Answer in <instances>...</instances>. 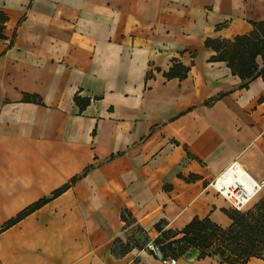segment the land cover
Masks as SVG:
<instances>
[{
    "label": "crops",
    "instance_id": "crops-1",
    "mask_svg": "<svg viewBox=\"0 0 264 264\" xmlns=\"http://www.w3.org/2000/svg\"><path fill=\"white\" fill-rule=\"evenodd\" d=\"M0 10V264H164L146 248L159 223L231 226L212 183L234 163L264 198V82L241 88L205 47L249 34L264 0H0ZM174 63L185 79L165 77ZM75 95L91 100L83 112ZM177 259L222 264L195 249Z\"/></svg>",
    "mask_w": 264,
    "mask_h": 264
},
{
    "label": "trees",
    "instance_id": "trees-1",
    "mask_svg": "<svg viewBox=\"0 0 264 264\" xmlns=\"http://www.w3.org/2000/svg\"><path fill=\"white\" fill-rule=\"evenodd\" d=\"M7 15L0 10V39L4 38ZM227 24L218 26L225 27ZM253 30L242 36H236L232 40L227 39H207L205 47L212 49L216 56L211 62H225L233 75L238 76L243 84L241 88H247L256 78L261 77L264 82V21L254 23ZM261 59L263 66L258 63ZM189 73V68L180 63H174L172 68L165 73L167 79H185ZM25 102L41 104V98L37 95H27ZM75 103L83 112L90 104L91 100L78 95L74 97ZM65 188L56 191L53 198L59 196ZM49 200H41L28 209L20 213L11 220L7 226H12L24 219L26 216L39 209ZM225 213L232 220L228 228H223L213 223L209 218L201 220L194 219L182 231H165L166 223L157 225L160 233L155 243L160 246L165 256L175 258L185 255L189 250L199 251L200 258L217 257L222 264H247L250 259L257 258L264 261V198L255 206L254 210L247 212L228 211ZM128 214L123 213V218ZM175 242L181 244L174 247L171 238H176ZM168 241V242H167ZM167 242V243H166Z\"/></svg>",
    "mask_w": 264,
    "mask_h": 264
},
{
    "label": "built area",
    "instance_id": "built-area-1",
    "mask_svg": "<svg viewBox=\"0 0 264 264\" xmlns=\"http://www.w3.org/2000/svg\"><path fill=\"white\" fill-rule=\"evenodd\" d=\"M235 172L237 176L234 181L224 179L230 173ZM212 187L218 194L223 196L231 206L239 212H243L245 208L260 194L262 186L255 182L238 163H234L231 167L213 183ZM147 249L153 253L164 264H176L178 259L172 256H165L159 245L154 241L150 242Z\"/></svg>",
    "mask_w": 264,
    "mask_h": 264
},
{
    "label": "rangeland",
    "instance_id": "rangeland-1",
    "mask_svg": "<svg viewBox=\"0 0 264 264\" xmlns=\"http://www.w3.org/2000/svg\"><path fill=\"white\" fill-rule=\"evenodd\" d=\"M259 200H260V199H259ZM259 202H260V201L253 200V201H252V202H251V203L245 208V210H244L243 212L245 213V212H247V211L254 210L255 206H256ZM230 205H231V204H230ZM230 211H236V210L231 206ZM180 237H181V236H178V237H176V238H171V239L169 240V242H173L175 248L181 247V246H179V245H181V244H178V243L175 242V240L178 239V238H180ZM167 242H168V241H167ZM167 242H166V243H167Z\"/></svg>",
    "mask_w": 264,
    "mask_h": 264
},
{
    "label": "bare ground",
    "instance_id": "bare-ground-1",
    "mask_svg": "<svg viewBox=\"0 0 264 264\" xmlns=\"http://www.w3.org/2000/svg\"><path fill=\"white\" fill-rule=\"evenodd\" d=\"M236 175H235V172H230V173H228L225 177H224V179H227V181L228 180H232V181H234L235 179H236Z\"/></svg>",
    "mask_w": 264,
    "mask_h": 264
}]
</instances>
